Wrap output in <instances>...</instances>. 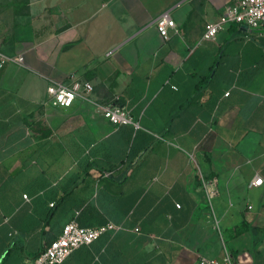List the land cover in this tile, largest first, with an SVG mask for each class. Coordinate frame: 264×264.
<instances>
[{
    "label": "crops",
    "instance_id": "0c3cea01",
    "mask_svg": "<svg viewBox=\"0 0 264 264\" xmlns=\"http://www.w3.org/2000/svg\"><path fill=\"white\" fill-rule=\"evenodd\" d=\"M227 5L0 0V53L21 57L0 67V264H29L71 220L121 229L61 264H264V32L203 39ZM72 80L93 89L52 106L48 83ZM114 102L135 125L104 118Z\"/></svg>",
    "mask_w": 264,
    "mask_h": 264
},
{
    "label": "built area",
    "instance_id": "2783aa9c",
    "mask_svg": "<svg viewBox=\"0 0 264 264\" xmlns=\"http://www.w3.org/2000/svg\"><path fill=\"white\" fill-rule=\"evenodd\" d=\"M231 23L246 26L250 30L264 32V0H228V5L218 18L205 24L202 38L205 40L214 39L225 25ZM155 26L163 38L168 37L169 29H176L168 11L162 12L156 18ZM7 62H21V57H7L0 53V67ZM92 89V84L87 81L50 82L46 86V97L52 106L68 108L75 98H84ZM100 108L104 118L115 127L135 125L128 111L120 104L100 105ZM261 183L262 178L257 177L251 180L250 185L256 186ZM23 197L26 198V195ZM119 229L121 226L112 222H106L96 227H81L75 220H71L63 226L61 234L47 244L41 253L30 260H25L24 263L29 261V264H61L76 248L87 246L102 234ZM199 263L234 264L228 253H225L221 260L201 257Z\"/></svg>",
    "mask_w": 264,
    "mask_h": 264
},
{
    "label": "trees",
    "instance_id": "16d2710c",
    "mask_svg": "<svg viewBox=\"0 0 264 264\" xmlns=\"http://www.w3.org/2000/svg\"><path fill=\"white\" fill-rule=\"evenodd\" d=\"M114 103H117V102H114ZM117 104H119V103H117ZM57 238V237H56Z\"/></svg>",
    "mask_w": 264,
    "mask_h": 264
},
{
    "label": "water",
    "instance_id": "95a60500",
    "mask_svg": "<svg viewBox=\"0 0 264 264\" xmlns=\"http://www.w3.org/2000/svg\"><path fill=\"white\" fill-rule=\"evenodd\" d=\"M245 27H246V26H245ZM42 251H43V250H42ZM42 251H41V252H42ZM41 252H40V253H41Z\"/></svg>",
    "mask_w": 264,
    "mask_h": 264
}]
</instances>
